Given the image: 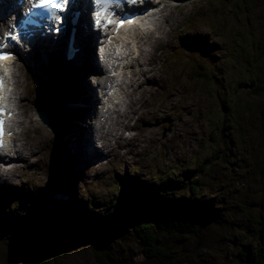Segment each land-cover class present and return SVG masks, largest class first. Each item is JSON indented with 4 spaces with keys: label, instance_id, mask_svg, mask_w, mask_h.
<instances>
[{
    "label": "rangeland",
    "instance_id": "obj_1",
    "mask_svg": "<svg viewBox=\"0 0 264 264\" xmlns=\"http://www.w3.org/2000/svg\"><path fill=\"white\" fill-rule=\"evenodd\" d=\"M182 2L186 3L185 6L177 10L171 8L172 4ZM230 3L236 11L233 6H228ZM246 6L241 13L243 8L238 7L234 0H162L157 19L153 20L154 25L146 35L145 43L152 49L144 58V67L141 66V71L135 74V77L143 78L145 84L133 92L129 91L125 98L128 116L111 117L114 122L110 131H106L103 118L102 128L93 135L94 143L101 148L95 147L94 152L97 153L93 156L86 150L91 147L85 146L82 138L76 139L78 134L86 133L81 125L79 129L77 125L75 132L70 134L73 138L70 141L68 134H57L48 128L37 111V100L48 87L50 76L53 85L59 88L54 87L61 99L80 97L85 89L89 90L86 84L91 81L87 66L84 69L86 81L81 77L78 85H72L71 78L70 85L64 86L59 76L60 64L52 61L51 57L45 58L46 62L37 59L34 63L26 62L27 55L19 56V63H14L13 74L18 95L15 104L21 108L22 114L16 118L20 120L18 128L27 127V130L8 138L6 148L10 146L13 154L0 159L6 162V169L0 170V186L12 191L10 197L16 192L25 197L16 205L15 212L12 208L4 213L9 215L8 221L13 226L20 227V224V230L35 239H30L25 246L22 245L25 241L23 234L15 238L17 241L0 240V264H99V253L108 254L114 264H216L218 261L235 264L233 258L238 254L235 241L244 242L243 232L252 226L254 231L258 218L264 217L263 206L258 205L264 195V174L261 173L264 164V90L258 91L257 87L258 78L264 77V51L260 52L259 48L264 41V0H254V3L247 0ZM213 11L223 16L218 21L219 29L214 32L216 23L210 16ZM186 23L201 26L197 32L196 29L181 34ZM197 37L202 38V43H209L200 53L207 68L215 67L216 60L223 58L224 48L231 46L235 49L232 40L240 41L246 47L240 56L241 50H233L228 60L231 61L228 75L232 88L221 96L207 81L206 84L202 82L199 76L202 70H197V66L192 64L194 61L187 60V55L190 57L194 53L187 52L186 45H191ZM254 40L257 41L249 47ZM78 44L83 57L84 51L87 52L84 47L88 46L84 41ZM179 45L184 51H175ZM131 71L128 69L129 73ZM92 84L97 89L95 81ZM245 95L248 96L244 99ZM95 106L98 107L97 104ZM79 110L88 117L87 108L79 107ZM65 114L62 123H58L60 128L66 120ZM135 114L139 116L135 135L118 138V133L123 131V121ZM116 125L118 128L113 131ZM128 165L134 168L133 171L128 170ZM58 169L60 174H57ZM64 171L72 176L75 194L62 184ZM190 171L196 172L199 184L203 181L204 187L199 188L197 199L211 205L216 200L217 211L206 212L210 215L206 216L208 227L198 234L154 229L158 245L169 252L168 259L146 256L139 244L140 238L131 231L125 235L123 232L114 234L100 246L87 239L64 241L48 235L37 238L38 234L29 233L31 226L25 221L27 217L38 215L35 223L42 225L46 222L44 220H48L45 212L49 207L44 209L42 204L45 201L35 199L36 189L50 195V212L55 214L60 210V199L64 200L67 195L73 196L71 200L75 199L76 204L85 202L78 206L89 207L91 212L87 210L76 215L77 221L69 216L66 220L98 226L95 222L111 219V214L105 211L118 204L117 194H121L123 186L119 185L120 177L132 182L134 176L147 179L143 176L145 173L153 175L154 182L156 179L160 181L158 177H173L175 180V175H185ZM181 190L177 188L175 191ZM188 192V189H183L178 194L188 195ZM6 201L8 199L1 203ZM224 225L225 232L221 230ZM9 227L12 226H7L5 232L12 230L14 234ZM3 228L0 225V230ZM263 232L264 227L258 235ZM47 245L49 247L45 251L49 252L44 251L43 263L34 258L37 254H30L32 248Z\"/></svg>",
    "mask_w": 264,
    "mask_h": 264
},
{
    "label": "trees",
    "instance_id": "obj_2",
    "mask_svg": "<svg viewBox=\"0 0 264 264\" xmlns=\"http://www.w3.org/2000/svg\"><path fill=\"white\" fill-rule=\"evenodd\" d=\"M235 1L238 3V7L243 8V10L247 8V0ZM249 2L254 3V0H249ZM228 6L232 7L233 3L228 4ZM262 13H264V11ZM255 41L257 40H254L249 45V47L253 46V43ZM236 42L238 44V46L236 47L238 50L246 48L243 47L240 41L236 40ZM259 48L260 52L264 51V41L259 46ZM228 68L229 65L226 69ZM222 78H224V76ZM258 83V91L264 90V77H259ZM231 88L232 86L231 81L229 79V75L226 74L222 88L216 91L221 96L222 94L228 92ZM248 95H245L244 99ZM212 136L213 132L210 133V138ZM133 169L134 168H131L132 171ZM70 173L72 172L70 171ZM261 173L264 174V164H262L261 166ZM57 174H60V169H58ZM193 175L196 178H194ZM143 176H147V179H140L139 177L134 176L135 178L133 177L132 182H130L129 180L122 179L121 177L119 178V185L123 186L120 188L121 194H117L118 204L114 205L111 209L105 211L106 214H111V219L109 218L107 219V221L95 222V224H97L98 226H89L88 223H83L80 225L71 223L66 220L67 216H69L75 218L73 220L77 221L76 215L84 213V211H86V208L88 207H77L76 205L75 210L73 208V203L67 204V202H65L62 206L60 203L61 208L57 214H55V212H50V208H52V205L49 204L47 201L50 200L49 196L45 195V193L40 191L39 189H36V193H34L35 199L39 201H45V203L42 204L44 209L49 207L48 211L45 212L48 216V220L42 225L35 223V218H37L36 216L38 215L34 214L31 215V217H27L25 221H27L31 226L29 233H31L32 231V235L38 234L37 238H42L48 235L55 237L58 240L64 241L87 239L94 245L100 246L106 240H108L109 237L111 238V236H113L114 234H120L123 232V235H125L129 231H131L133 232V235H137V237L140 238L139 244L143 248V253L146 256H148L149 258H157L161 260L164 258L168 259L169 252L164 247L158 245V241L156 238L157 233L154 229L163 231L168 230L165 231L168 233L173 231L180 232L183 234H198L204 228L208 227L206 225L208 223V217L206 216L210 215L206 214V212L210 214L211 211H213V213L217 211L216 200L215 203L211 205L206 201L201 202L197 199V192L199 188L204 187V185L203 181H201V183L199 184L196 172L190 171L185 175L183 173H179L174 177L176 181L172 179L173 177H164V179L163 177H158L160 181L156 179L154 181L156 183H154L152 180L153 175L148 176L144 173ZM71 177V174L63 172V176H61V178L63 179L62 184L64 185V188L69 185L67 186L68 191L75 194L72 182L71 184L69 183V178L72 179ZM168 179L170 180L167 181ZM129 182L130 184H128ZM163 182L165 185H163ZM177 188L182 189L181 191H183V189H188V195H181L180 193L178 194V192L181 191H175ZM210 195L212 194L210 193ZM14 197L15 198L8 197V201L3 204L0 203V208L3 212H10L12 208H14L15 212L16 205L19 204L23 198H25L23 195H21V193L18 192L15 193ZM263 199L264 195L262 199L260 198V203L258 205H262L264 211ZM83 206H86V204H83ZM209 206H211L210 210ZM62 207H64V209ZM212 207L215 210H213ZM205 208L206 210H204ZM64 210L66 212L61 214V212H63ZM67 210L69 212H67ZM107 224H109V226H107ZM255 224H257L256 228L254 227L255 230L257 228L259 229L261 226L262 228L260 230L253 231L252 226V228L250 227L248 231L245 230L246 233L243 232V238L245 239L244 242L241 240L235 241L237 242L238 246V254L236 253L237 255L235 256V258H233L235 260V264H264V246L262 247V244L264 243V232L258 235V232L261 231L264 227V217H259L258 222ZM19 226L20 227H16L17 229H13V227H11L14 231V234H12V230L10 227L8 229H10L11 231L5 232V230H7V227L2 226L4 228L0 230V240H16L15 238H18L17 236H19L20 234H23V238H25V241L22 244H28L30 239H35V237L32 238L31 235H28L26 232L21 231L20 229H22V227L20 224ZM98 228L101 231H99ZM51 230H54L53 232L55 233L51 232ZM221 230L225 232L227 230L226 225L222 226ZM206 236L207 235H205V238H202L203 242L206 240ZM211 246L212 245H210V247ZM38 255L41 257V259L46 256L44 252L37 254L34 257L37 258V261ZM97 258L100 260L99 264H114V261H112L108 254L106 255L104 253H99V255H97ZM223 263L224 261L216 262V264Z\"/></svg>",
    "mask_w": 264,
    "mask_h": 264
},
{
    "label": "bare ground",
    "instance_id": "obj_3",
    "mask_svg": "<svg viewBox=\"0 0 264 264\" xmlns=\"http://www.w3.org/2000/svg\"><path fill=\"white\" fill-rule=\"evenodd\" d=\"M235 1V0H234ZM6 2H7V0H0V9H1V11H3V8L6 6ZM236 2V1H235ZM76 3V1L74 0L73 1V4H75ZM237 3V2H236ZM238 4V3H237ZM78 7V9H79V7L80 6H76V8ZM233 8L235 9V11H236V7H234L233 6ZM75 9V8H74ZM244 10H241V13L243 12ZM10 14H12V13H10ZM154 16H150V18H153ZM82 16H80L79 18H78V21H76L75 22V25H76V27L78 28V32H80L82 29H81V24H82ZM138 22V19L136 20V22H135V24ZM83 24H86V23H83ZM152 25H154V23L152 22ZM92 33H93V37H94V41L93 42H95V45H96V47H97V45H98V41H99V35L97 34V32H95L94 30H92ZM145 35V34H144ZM77 36V35H76ZM33 40H35L36 42H35V44H34V46H40L41 47V49H43L44 48V43H43V41H42V39H41V36L40 35H35L34 36V38H33ZM80 40H79V38L78 37H76V43H77V45L79 46V44H78V42H79ZM74 43H75V41H73V44H72V47L73 48H76L77 49V51H75L74 53H73V55H72V57L70 58L72 61H74L75 63H76V61H79L78 59L80 58L79 56H80V54H81V50H82V48L81 47H76V46H74ZM23 44H25V43H23ZM122 44L123 45H125V43H124V41H122ZM27 45V44H26ZM29 50H31V48H29L30 47V45H27L26 46ZM22 48L23 49H25V47L24 46H22ZM45 51V50H44ZM96 52L93 54V56L91 57V58H89V56L87 55V54H84V56L81 58V61L84 63V64H86V63H90L92 60H94V65L96 66V71L97 72H100L101 71V67H100V65H99V62H100V60H99V57L97 56V49L95 50ZM241 53H243V49L240 51ZM239 52V53H240ZM39 54H40V56L42 57V56H44V54H43V51H41V52H38ZM24 54V53H23ZM24 55H26V54H24ZM238 56H240L239 54H238ZM5 62V61H4ZM43 62H46V60L45 59H43ZM97 62H98V65H97ZM47 65V64H46ZM6 68H8V67H6ZM2 70H3V68H1L0 69V74L2 75L3 74V72H2ZM60 76V75H59ZM119 76L120 77H122V72L119 74ZM61 77V76H60ZM49 78V80H48V92L46 93V94H44V92L47 90H44L42 93H40V95H39V98H38V100H37V103L39 104V100H40V98H43V100H44V103H45V108L47 109V112H50L51 113V111L53 112V113H57V115L55 116V121H56V117H57V121L58 120H60L61 121V123H62V116H63V114L66 112L67 113V115H66V120L63 122V125H62V127H61V129L62 130H66V133H65V135L66 134H68V136H70V134L72 133V131L73 130H71L70 128L73 126V125H75V124H77V123H81V125L83 126V123H84V121L81 119V118H77V117H74L73 116V114H72V108H76V107H71L70 108V105H72V104H74L75 103V100H74V98L73 97H69V96H67V98L65 99V98H63L62 100L65 102V104L63 103V102H61L60 100H59V96L57 95V93H58V90H59V88L58 87H56L55 85H53V79H51V76L50 77H48ZM56 80H59V78H56ZM203 82V81H202ZM16 83V82H15ZM133 84V80L130 78V79H128L127 80V83H125V89H127V88H129L130 87V85H132ZM89 85H92L91 83H89ZM54 87H56L57 89H54ZM117 89H116V93L111 97V95L110 96H108V97H106V99H107V101H106V104L107 105H105L106 107L104 108V111L101 113L102 115L101 116H104V118H105V120L106 121H110L111 123V125H113V120H112V118H111V116H108V114H110V113H113V114H117V115H121V117L122 118H126L127 116H128V112H129V110L127 109V110H125L124 108L122 109V107L120 108L119 106H118V100L120 99V96H121V93H120V88H119V86H115ZM94 88V86H92V89ZM3 92H5V89L3 90ZM127 92H129L128 90H127ZM6 93H9L10 94V96H12L13 94H15V92H14V90H13V87H11V86H8L7 87V92ZM84 93H82V95H83ZM59 97V98H58ZM85 98H86V105H87V108H88V118L90 119L91 117H93V116H95V118H96V116H98V111L97 110H95L94 109V107H93V104H94V102L97 100V95H95V93L94 92H90L89 90H87V89H85ZM111 98L113 99V101H111ZM2 101H4V103L5 104H7V98H6V96L3 98V100ZM69 102H70V105H69ZM38 104H37V107H38ZM122 104L124 105V100L122 101ZM108 105H112V107L111 108H107V106ZM14 106H15V108H16V110L18 111V112H20L21 114H22V110H21V108L20 107H18L15 103H14ZM141 107V106H140ZM70 108V109H69ZM121 109V113H120V111L119 110H117V109ZM9 111V110H8ZM8 111H7V113H8ZM12 112H14L15 111V109H13L12 108V110H11ZM6 114V113H5ZM12 116L14 115V113L13 114H11ZM107 116V117H106ZM132 116V115H131ZM130 116V117H131ZM133 117H135V118H139V116H137L136 114L135 115H133ZM96 121H99L100 122V115L98 116V118H97V120ZM88 125H89V123H88ZM86 126V133L85 134H78V136H77V138L76 139H83L84 140V143H85V146H89V147H91V148H88V149H86L87 150V152L89 153V154H95V152H94V149H93V136H92V143H91V141H90V137H89V131H91V130H89V126ZM10 130H13V128L11 127L10 128ZM96 145V144H95ZM107 150V149H106ZM120 151H121V149H119ZM20 154L21 155H23V153L22 152H20ZM18 157H19V154H18ZM83 166L85 167V164H83ZM193 177H194V175H193ZM194 178H196V177H194ZM69 183L71 184V179L69 178ZM67 186H69V185H67ZM1 189L2 190H0V195L2 196V199L4 198V197H7L8 195H11L12 194V191L10 190V189H8V188H6V187H4V186H1ZM35 190V189H34ZM162 191H164V190H162ZM25 192V191H24ZM163 194H164V192H163ZM68 197L67 198H64V200H63V198L62 199H60V203H61V206L62 205H64V203L65 202H67V204H72V200L71 199H73V196H71V195H67ZM13 198H15L14 196H13ZM49 199H50V195H49ZM47 200V199H46ZM48 201V203H50V200H47ZM82 202V201H81ZM60 205V204H59ZM59 205H57V207H59ZM54 206H55V204H54ZM61 208V207H60ZM59 208V209H60ZM63 209H64V207H62ZM53 209H55V208H53ZM75 210H76V208H74ZM73 209V210H74ZM90 211L91 212V209L88 207V208H86V211ZM64 212H66L65 210L63 211V212H61V214L62 213H64ZM37 213H39V211L37 212ZM40 214V213H39ZM9 217V215L8 214H6V213H4L2 210H1V208H0V225L1 226H4V227H7V226H9V225H11L12 227H13V229H17L16 228V226H13V224L10 222V221H8V218ZM25 218V217H24ZM46 219H47V217H46ZM44 221H47V220H44ZM11 223V224H10ZM53 229H55V228H53ZM109 240V239H108ZM22 245H26V244H22ZM50 245V244H49ZM34 248H38V249H42L43 247H34ZM39 254V253H38ZM38 258H39V261L40 262H42L41 261V257L38 255ZM43 263V262H42Z\"/></svg>",
    "mask_w": 264,
    "mask_h": 264
},
{
    "label": "snow or ice",
    "instance_id": "obj_4",
    "mask_svg": "<svg viewBox=\"0 0 264 264\" xmlns=\"http://www.w3.org/2000/svg\"><path fill=\"white\" fill-rule=\"evenodd\" d=\"M69 0H33L32 2V8L34 9H47L46 12H37L34 13L35 15H50L55 20H61V16L58 14V9H61L62 7L66 6L68 4ZM118 2V0H117ZM135 0H129V3H134ZM96 3L101 6V10L96 12L95 15L105 18L107 20L108 24L113 23V20L111 17L106 16V13L108 12V8L110 4L112 3V0H96ZM134 22V20L129 21ZM124 26V21H120L117 25V30L119 28H122ZM59 29H57L58 31ZM11 38V37H10ZM8 46L6 44L0 45V48H7ZM12 58L11 54L8 52L0 51V61H7ZM4 87V81L2 78H0V89ZM4 114V109L0 108V116ZM4 120L0 119V148L3 147L4 141Z\"/></svg>",
    "mask_w": 264,
    "mask_h": 264
},
{
    "label": "water",
    "instance_id": "obj_5",
    "mask_svg": "<svg viewBox=\"0 0 264 264\" xmlns=\"http://www.w3.org/2000/svg\"><path fill=\"white\" fill-rule=\"evenodd\" d=\"M62 75L65 78H69V71L67 70L66 67H63ZM47 92H48V89L44 92V94H46ZM59 100L62 102V100L60 98H59ZM38 111H39V118L41 119V121L45 125H47L48 128L54 130V132H58V129H59L58 123H61V121L60 120L57 121V117H56V121H55V116L57 115V113H53L52 111H51V113L47 112L43 98H40V100H39ZM48 247L49 246L47 245V246L43 247L41 250L38 248H32V250L30 251V254L36 255L38 253L44 252Z\"/></svg>",
    "mask_w": 264,
    "mask_h": 264
}]
</instances>
